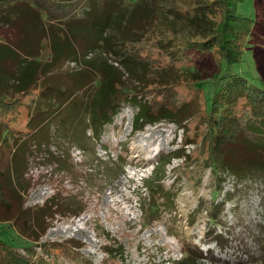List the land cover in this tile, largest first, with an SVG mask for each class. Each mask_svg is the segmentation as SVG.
<instances>
[{
	"label": "trees",
	"instance_id": "trees-1",
	"mask_svg": "<svg viewBox=\"0 0 264 264\" xmlns=\"http://www.w3.org/2000/svg\"><path fill=\"white\" fill-rule=\"evenodd\" d=\"M243 1L168 0L164 7L161 0H0V113L9 108L17 114L18 95L28 96L31 106L27 131L0 128V158L9 153L0 164V224L33 243L19 253L0 238V264H58L59 257L91 264L76 252L82 244L74 239L39 242L54 220L81 214V196L63 191V179L56 180L59 188L42 203L23 206L21 192L28 185L22 176L29 157L41 153L72 174L64 156L68 150L57 155L48 150L50 143L57 138L67 149H89L124 106L132 109L131 134L158 122L186 133L185 125L200 118L196 131L160 155L152 176L143 178L135 193L143 215L148 209L158 211L159 219L175 215L179 188L162 184L173 159L198 179L205 169L213 180L224 172L240 177L264 168V145L243 131L252 120L264 121V79L259 76L260 84L253 85L230 70L243 60L247 40L258 29L255 18L237 12ZM142 43L150 56L141 53ZM204 60L213 66L210 92L196 71ZM245 111L248 120L242 123ZM188 144H193L189 151ZM122 167L118 164L115 174ZM20 179L18 191L12 182L19 185ZM111 243L102 251L113 257L121 245ZM194 253L188 249L180 259L161 262L197 264L202 256Z\"/></svg>",
	"mask_w": 264,
	"mask_h": 264
},
{
	"label": "rangeland",
	"instance_id": "rangeland-1",
	"mask_svg": "<svg viewBox=\"0 0 264 264\" xmlns=\"http://www.w3.org/2000/svg\"><path fill=\"white\" fill-rule=\"evenodd\" d=\"M161 4L167 7L168 0H161ZM237 12L255 18L258 29H254L247 40L243 60L230 70L258 85V77L264 79V0H244L237 4ZM181 33L184 37V30ZM141 45L144 46L140 48L141 53L147 52L150 56L147 44ZM199 66L196 71L205 79L202 86L210 92L213 66L206 60ZM183 88L178 86L177 90L183 93ZM151 93L147 91L146 95ZM15 94L18 95L13 93L14 97ZM18 97V113L6 107L7 112L0 113V128L7 124L21 132L28 130L29 98ZM243 114L242 123L248 120L246 111ZM131 120L132 109L122 107L104 126L99 139L87 145L89 149L84 151L75 147L67 149V143L57 138L55 144L50 143L48 150L57 155L68 150L67 155H63L72 163L70 170L74 176L57 163H49L41 152L38 159L29 157L22 176L23 184L28 185L21 192L23 206L42 203L59 188L57 184L62 179L63 191H74L85 204L81 214L74 218L54 220L39 242L74 239L82 244L76 252L91 264H163L164 259H180L188 249L195 251V255L200 252L202 257L197 264H264V168L240 177L224 172L213 180H209L208 169H205L198 179V175L193 177V172L185 173L180 160L173 159L165 166L162 184L166 188H179L174 202L175 215L172 218L162 215L159 219L155 217L158 211L153 213L152 209L143 215L141 200L135 197L143 178L152 176L160 155L177 148L196 131L200 118L194 117L185 125L186 133L173 123L158 122L131 134ZM251 124L247 128L243 126V131L248 130L249 139L264 145V121L256 119ZM151 132L155 133L153 137L147 135ZM192 148L193 144L186 145L187 151ZM8 157L9 153L1 157L0 164L4 165ZM118 164L123 167L115 174ZM12 183L21 191V179L19 185ZM0 238L14 244L19 253H23L21 246L33 244L3 224H0ZM110 238L121 245V248L114 247L117 251L113 257L102 251L104 244L112 245ZM36 250L39 252L38 248ZM57 262L75 264L63 257Z\"/></svg>",
	"mask_w": 264,
	"mask_h": 264
},
{
	"label": "bare ground",
	"instance_id": "bare-ground-1",
	"mask_svg": "<svg viewBox=\"0 0 264 264\" xmlns=\"http://www.w3.org/2000/svg\"><path fill=\"white\" fill-rule=\"evenodd\" d=\"M155 133L154 132H151V133H149V134H147L149 137H153V135H154Z\"/></svg>",
	"mask_w": 264,
	"mask_h": 264
}]
</instances>
